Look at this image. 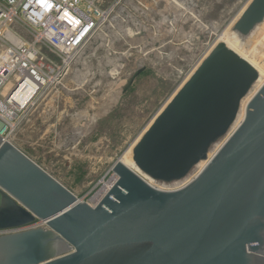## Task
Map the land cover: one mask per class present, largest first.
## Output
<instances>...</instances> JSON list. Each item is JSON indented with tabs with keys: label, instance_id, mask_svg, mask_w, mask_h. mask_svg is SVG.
<instances>
[{
	"label": "water",
	"instance_id": "1",
	"mask_svg": "<svg viewBox=\"0 0 264 264\" xmlns=\"http://www.w3.org/2000/svg\"><path fill=\"white\" fill-rule=\"evenodd\" d=\"M264 21L252 0L233 32ZM259 71L218 42L140 137L141 175L187 178L235 123ZM92 206L0 135V264H264V85L206 167L176 190L117 161ZM39 222L37 227L31 225Z\"/></svg>",
	"mask_w": 264,
	"mask_h": 264
},
{
	"label": "rangeland",
	"instance_id": "2",
	"mask_svg": "<svg viewBox=\"0 0 264 264\" xmlns=\"http://www.w3.org/2000/svg\"><path fill=\"white\" fill-rule=\"evenodd\" d=\"M251 1L123 0L11 142L80 201L92 203L116 177L114 164L129 149L133 159L140 137L220 35L233 32ZM253 31L238 34L244 43L238 50L264 70L263 36L255 37ZM199 172L195 167L186 180L152 184L176 190ZM6 234L12 233L0 236Z\"/></svg>",
	"mask_w": 264,
	"mask_h": 264
},
{
	"label": "built area",
	"instance_id": "3",
	"mask_svg": "<svg viewBox=\"0 0 264 264\" xmlns=\"http://www.w3.org/2000/svg\"><path fill=\"white\" fill-rule=\"evenodd\" d=\"M122 1L0 0V135L4 139L11 141L33 107L64 79L76 56Z\"/></svg>",
	"mask_w": 264,
	"mask_h": 264
},
{
	"label": "bare ground",
	"instance_id": "4",
	"mask_svg": "<svg viewBox=\"0 0 264 264\" xmlns=\"http://www.w3.org/2000/svg\"><path fill=\"white\" fill-rule=\"evenodd\" d=\"M262 28L256 27L253 31V35L255 37H261V35L263 36V38L261 37L260 39V43L264 42V23L262 24ZM242 38V37H241ZM240 36L237 33H233V32H228V30H225L219 37V41L220 42H225L229 48L233 49L236 53H238L241 57L245 58L246 60H248L258 71L260 74L259 79L257 80V82L253 85L252 89L249 91V93L247 94V96L243 99L242 103H241V107L239 110V114L237 116V119L235 121V123L233 124V126L231 127V129L229 130V132L222 138L223 140H219L210 150L209 152V156H208V160L206 161H202L201 163H199V165L197 166L198 168H200V172L206 167V165L209 163V161L215 156V154L221 149V147L226 143V141L230 138V136L238 129V127L243 123L245 117H246V112H247V107L249 105V103L251 102V100L253 99V97L258 93V91L261 89V87L264 85V70L263 68L259 65L260 63H256L253 60L249 59L246 55H244L243 53H241L238 50V46L239 44H244L242 43L243 40H241ZM240 47V46H239ZM248 50V49H246ZM245 51V50H244ZM250 51V50H248ZM250 53V52H249ZM248 54V52L246 53ZM253 56L256 58V55H254V53H252ZM250 55V54H248ZM252 57V56H251ZM253 58V57H252ZM260 58V57H259ZM259 58H256L259 60ZM261 61V60H260ZM129 151L127 152V154L124 155V157L121 159V161L128 167H130L131 169H133L134 171H136L137 173H139L141 175V173L138 171V168L135 166L133 159L130 155H128ZM199 172V173H200ZM146 181H148L151 185L152 184V179L141 175ZM197 176V175H196ZM195 176V177H196ZM194 177V178H195ZM192 178V179H194ZM192 179H188V181L190 182ZM116 177H114L112 180H110L108 183H106L103 188L100 190L99 193H97L96 197H95V202L98 203L103 197L104 195L111 189V187L113 186V184L115 183ZM186 180V178H185ZM188 182V183H189ZM185 183V182H184ZM180 187V186H179ZM178 187V188H179ZM182 188V187H181ZM165 189V188H164Z\"/></svg>",
	"mask_w": 264,
	"mask_h": 264
}]
</instances>
